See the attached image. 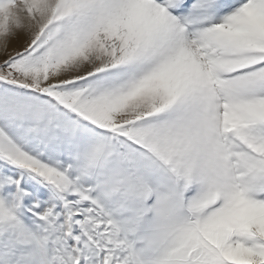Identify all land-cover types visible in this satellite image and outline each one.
<instances>
[{
	"label": "snow or ice",
	"instance_id": "snow-or-ice-1",
	"mask_svg": "<svg viewBox=\"0 0 264 264\" xmlns=\"http://www.w3.org/2000/svg\"><path fill=\"white\" fill-rule=\"evenodd\" d=\"M0 264H264V0H0Z\"/></svg>",
	"mask_w": 264,
	"mask_h": 264
}]
</instances>
